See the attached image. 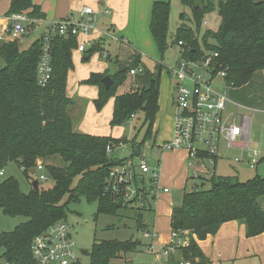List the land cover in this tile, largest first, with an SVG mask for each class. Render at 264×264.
I'll return each instance as SVG.
<instances>
[{
	"label": "trees",
	"instance_id": "obj_1",
	"mask_svg": "<svg viewBox=\"0 0 264 264\" xmlns=\"http://www.w3.org/2000/svg\"><path fill=\"white\" fill-rule=\"evenodd\" d=\"M180 2L192 15L189 18L182 12L181 18L193 20L196 25V29L187 23L177 27V44L183 42L179 45L181 56L196 59L207 51L218 52L219 63L228 68L227 81L234 87L247 83L257 70L264 69V0ZM170 8L171 0L155 1L152 10L151 33L162 51L167 48ZM215 9L220 15L219 27L216 31L204 32L201 46L199 34L203 18ZM22 11L38 19L46 17L33 0H12L7 14ZM77 47L75 36L65 38L52 33V73L43 86L38 76L43 52L41 37L28 47L21 48L17 40L0 44V58L4 63L0 67V167L5 169L9 163L16 162L33 182L36 178L32 172L42 160L53 181L50 187H43L42 182L38 188L32 184L26 193L14 177H0V209L6 215L26 217L13 231L0 233V253L10 261L35 264L31 252L33 237L56 221L65 220L72 200L84 196L88 201H97L98 213L110 215H117V210L129 204L112 193L110 172L142 153L139 146H144L151 137L160 110L158 79H153L148 86L116 93V87L127 77V70L111 75L113 84L109 89L103 83L108 72L96 73L85 81L99 87L94 101L96 108L101 111L109 98L114 97L112 126L122 125L142 111L147 124L145 137L140 144H133L128 159L118 162L115 156L109 155L108 146L113 148L119 139L76 131L69 113L74 101L67 94V80L74 68L73 52ZM102 49V44L97 43L85 54L90 59ZM260 163L264 164V156ZM215 176L214 173L209 186L204 184L192 191L185 188L180 204L173 207L172 230L189 232L190 243L171 255L170 264L175 263V255L179 253L186 260L207 262L194 237L204 239L215 235L227 221L244 224L249 237L264 233V171L247 181H233L231 177L215 179ZM138 219V230L149 229L142 217ZM142 246V241L134 238L95 243L89 253L90 264H112L121 254L139 251Z\"/></svg>",
	"mask_w": 264,
	"mask_h": 264
},
{
	"label": "rangeland",
	"instance_id": "obj_2",
	"mask_svg": "<svg viewBox=\"0 0 264 264\" xmlns=\"http://www.w3.org/2000/svg\"><path fill=\"white\" fill-rule=\"evenodd\" d=\"M11 0H0V18H2L10 9ZM75 12V11H74ZM73 12V13H74ZM192 18L190 9L184 7L180 0H171L169 33L167 36V48L162 51L157 43L145 42L140 49L128 48L121 44L114 36L107 35L105 29V20L102 15H95L92 25L96 28L93 31V45L101 43L103 49L97 51L93 56L84 60L85 52L77 49L73 53L74 68L68 73L67 93L74 101L73 109L69 108V113L74 127L84 131L98 132L104 135L114 134L122 138L115 140L116 146L112 148L109 155L115 156L117 161L128 159L132 155V146L134 143L140 144L146 134L147 124L144 121V113L141 111L125 123L119 126H112L111 120L114 111V97H110L103 109L96 108L94 100L98 97L99 87L85 81L92 74H102L108 72V75L115 74L117 71L129 70L134 66H141L136 75H128L123 83L116 87V93L126 92L130 86L146 85L148 86L153 79H158L160 83V110L156 115L151 137L148 138L144 146H139L146 154L151 167L158 163V154L156 145L163 143L172 136L173 129V107L172 91L174 77L169 72V68H176L180 61L181 47L177 44V27L182 23H187L196 29L193 20L181 18V13ZM79 19L78 16H74ZM220 24V15L218 9L204 16L200 27L199 43L203 44L202 36L207 29L216 31ZM49 24L44 19L39 20L33 25H29L24 37L18 39V44L22 47H28L30 43L40 38L47 30ZM98 34V35H97ZM84 35H79V41L83 42ZM121 44V45H120ZM88 49L91 48L87 45ZM4 65L0 58V67ZM128 73V72H127ZM219 90H230L231 85H227L222 78L217 83ZM236 112V109L229 105L227 113ZM240 114V113H239ZM240 116V115H239ZM113 127V128H112ZM123 143V144H122ZM250 147L246 149L238 147H227L224 143L221 145L220 157L217 160L216 167L211 165L210 159H199L196 168L190 169V177L186 191H192L195 188L202 187V184L211 185L212 175L215 173V179L219 177H231L233 181H247L256 174H262L264 164L259 163L257 168H252L245 161H252L254 150L260 153V158L264 156V115L255 112L251 123ZM119 145V146H118ZM155 145V147H153ZM235 158H240L243 162H235ZM259 158V157H258ZM119 159V160H118ZM34 171V170H33ZM3 177H14L23 192L28 193L32 188V179L28 178L20 169L18 163H9L4 169ZM39 172H32L36 177ZM53 181L49 180L43 183V187H50ZM184 190L172 189V204L179 205ZM264 201V197H263ZM151 223V215L147 210H142L131 204L124 205V208L117 210V215L98 213V202L88 201L86 197L81 196L69 203L67 209L66 222L71 227L72 235L75 238L77 255L80 258V264H90L93 245L104 240H128L131 238L142 241V251L132 254L135 263L149 264L155 262L156 255L148 251V246L152 243L151 239L145 238L142 231L138 230L135 220L143 216ZM26 221L22 215H6L0 209V233L13 231L18 225ZM156 242V241H155ZM156 244V243H154ZM83 251L89 253L84 254ZM2 254V253H0ZM117 264V263H114Z\"/></svg>",
	"mask_w": 264,
	"mask_h": 264
},
{
	"label": "built area",
	"instance_id": "obj_3",
	"mask_svg": "<svg viewBox=\"0 0 264 264\" xmlns=\"http://www.w3.org/2000/svg\"><path fill=\"white\" fill-rule=\"evenodd\" d=\"M94 9L85 7L79 19L71 16L52 21L50 28L41 36L43 52L38 67L39 83L45 86L51 78L52 65L50 55V40L52 33L68 37H78L80 34L89 36L95 27L93 21ZM38 18L31 17L27 12L6 14L0 19V44L20 39L29 25L37 23ZM183 42L179 41L178 45ZM87 45L93 46L92 40L78 43L77 49L86 52ZM132 74L136 69H131ZM174 77L173 136L161 144L156 145L159 150H174L183 148L188 152L189 167L196 168L199 159L212 160L211 165L216 167L221 156V145L227 147L249 148L251 143L250 120L251 115L227 113L228 97L227 89L219 90L220 78L227 81L228 68L219 63V53L205 52L201 57L190 59L181 56L177 67L169 68ZM134 116V115H133ZM155 146V145H154ZM112 151V146H108ZM252 161L243 160L252 168H257L260 163V153L256 150L252 153ZM259 157V158H258ZM235 158V162H243ZM158 164L151 167L143 151L135 158H129L125 163L112 168L110 172V186L113 194L124 201L140 209H149L159 191H168L159 181ZM39 182L51 180L46 171V165L42 160L37 162L35 172ZM5 175L0 167V177ZM145 238L152 241L159 237L155 231L147 229L143 233ZM190 243L189 232L172 230L169 241L158 247L154 243L148 246V251L156 255L157 260H165L170 264L171 255L175 254L179 247ZM31 252L35 264H80L77 255L75 238L71 227L66 220H58L50 225L47 230L36 234L31 242ZM0 264H22L10 261L0 254ZM183 264V263H182ZM184 264H191L189 262Z\"/></svg>",
	"mask_w": 264,
	"mask_h": 264
},
{
	"label": "crops",
	"instance_id": "obj_4",
	"mask_svg": "<svg viewBox=\"0 0 264 264\" xmlns=\"http://www.w3.org/2000/svg\"><path fill=\"white\" fill-rule=\"evenodd\" d=\"M155 1L170 0H33L35 4L41 6V9L45 13L46 17L44 20L49 24L48 29L52 21L68 16L73 18L74 16H78L80 18L81 12L85 7H92L94 9L93 18L95 15L103 16L105 26L101 27L105 29V33L114 36L121 44L135 50L144 46L145 42H152L153 36L150 26ZM8 11L3 15L5 16ZM95 32H101V30ZM83 37V42L86 40L93 41L92 34L89 36L84 35ZM76 39L78 43H81L79 41V36L76 37ZM85 55L86 54H84V60H88L85 59ZM140 67L141 66L137 65L129 68L127 74L136 75L141 69ZM131 69H136V73L132 74L130 72ZM111 75L112 74H110V76ZM174 85L175 81L172 91V107L174 103ZM145 86L146 85L130 86L127 91L131 88L136 89L137 87L142 88ZM227 97L229 99L228 107L231 105L236 109V112L240 113V116L237 118L238 122L242 120L241 115L252 114L250 120L251 129L254 113L260 112V114L264 115V69L257 70L252 79L247 83L237 87L231 86V89L227 91ZM74 104L75 103L71 106L72 109ZM74 129L81 133L120 138V136H114V134L104 135L98 132L80 130L76 127H74ZM157 154L159 159L157 167L160 175V185L169 190L167 192L164 190L159 191L152 203V209L147 210L150 212L149 214L151 215L152 222L149 223L145 219V212L143 213L142 221L148 225L149 229L159 234V237L153 241L151 240V242L156 243L155 245L160 247L169 241L172 231L171 218L174 207L172 204V189H181L183 191L187 187L190 169L192 168L189 167L188 152L183 148L174 150L157 149ZM135 221L137 223V220ZM194 239L206 257L207 262L199 263L197 260H186L179 253L175 255L174 264H184L187 262L191 264H264V233L249 237L246 235L245 225L240 224L236 220L225 222L215 235H208L204 239H199L195 236ZM141 248L140 251H142ZM132 256V254L129 256L128 254H121V256L112 260V264H141L135 263ZM149 264L166 263L165 260L159 261L155 259V262Z\"/></svg>",
	"mask_w": 264,
	"mask_h": 264
},
{
	"label": "water",
	"instance_id": "obj_5",
	"mask_svg": "<svg viewBox=\"0 0 264 264\" xmlns=\"http://www.w3.org/2000/svg\"><path fill=\"white\" fill-rule=\"evenodd\" d=\"M24 36V35H23ZM89 56L88 55H85V59H88ZM103 83L106 87V89H109L111 87V85L113 84V79L110 75H106L104 78H103ZM33 186L35 188H38L39 187V181L38 179H35L33 182H32ZM202 186H204V184H202ZM84 254H87L89 253L88 251H83Z\"/></svg>",
	"mask_w": 264,
	"mask_h": 264
}]
</instances>
